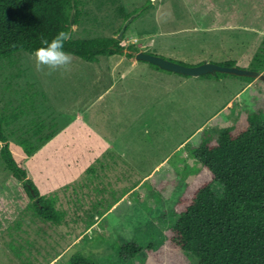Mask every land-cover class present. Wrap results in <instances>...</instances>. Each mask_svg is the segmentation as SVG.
Wrapping results in <instances>:
<instances>
[{
  "label": "rangeland",
  "instance_id": "rangeland-1",
  "mask_svg": "<svg viewBox=\"0 0 264 264\" xmlns=\"http://www.w3.org/2000/svg\"><path fill=\"white\" fill-rule=\"evenodd\" d=\"M82 1L72 38L117 37L129 20L122 42L147 53L154 54L156 47L154 55L173 59L166 51L174 48L179 57L173 60L187 56L181 62L190 66L200 64L191 57L204 54L233 56L234 66L244 70H251L255 56L264 62V6L259 0ZM73 57L69 72L51 75L37 70L32 53L19 52L12 65L0 62V109L15 116L4 126L9 149L16 161L24 162L39 195L54 197L64 214L59 224L39 218L0 154V264H68L76 252L94 264H149L145 252L120 255L121 247L130 242L144 250L161 247L165 231L178 218L175 203L201 166L192 154L200 139L207 134L216 138L233 126L238 119H224L228 111L238 117L255 112L264 124V83L255 80L240 92L242 80L231 73L194 77L208 91L190 92L193 103L176 102L160 110L143 90L147 84L139 85L149 77L137 74L135 89L118 96L109 119H104V108L101 115L96 112L102 119H87V109L108 84L98 68H118L113 61L97 65ZM224 60L213 63L229 61ZM229 100L232 107H225ZM98 108L102 106L93 107ZM137 109L138 116L133 113ZM81 111L83 119H75ZM40 123L41 134L53 129L54 136L27 157L19 142L37 143ZM156 163L160 165L152 171Z\"/></svg>",
  "mask_w": 264,
  "mask_h": 264
},
{
  "label": "trees",
  "instance_id": "trees-1",
  "mask_svg": "<svg viewBox=\"0 0 264 264\" xmlns=\"http://www.w3.org/2000/svg\"><path fill=\"white\" fill-rule=\"evenodd\" d=\"M259 1L264 6V0ZM82 6V0H0V62L12 65L19 52L33 53L41 46V36L51 40L59 31H72L79 22ZM65 51L84 61L97 62L102 56L115 54L133 57L139 49L125 46L121 36L72 38L65 44ZM224 65L234 66L233 61ZM251 65L257 77L236 76L248 83H264V62L255 56ZM223 74L202 77L219 78ZM14 117H7L0 109V154L5 168L33 202L35 214L46 222L59 224L64 214L56 209L55 198L39 195L27 177L24 162L16 161L9 149L4 126ZM260 119L259 114L245 111L216 138L203 136L192 153L201 166L175 203L178 218L165 231L161 247L148 246L144 250L130 242L121 247L120 255L133 257L145 252L149 264H187L189 259L193 264H264V124ZM43 127L40 123L36 128L37 143L27 139L19 142L27 157L54 136L53 129L41 134ZM68 264L94 262L76 252Z\"/></svg>",
  "mask_w": 264,
  "mask_h": 264
},
{
  "label": "crops",
  "instance_id": "crops-1",
  "mask_svg": "<svg viewBox=\"0 0 264 264\" xmlns=\"http://www.w3.org/2000/svg\"><path fill=\"white\" fill-rule=\"evenodd\" d=\"M136 46V45H135ZM146 46V45H143ZM153 52L155 54V51H157L156 47H154ZM164 50L160 47V50ZM140 52H148L142 49H139ZM152 52V53H153ZM166 54L169 55V57L173 58L174 57H179L175 54L174 48L173 50H167ZM124 56L128 57L126 54H123ZM118 56L121 55H111V56H102L99 58L97 62H91V63H96L97 65H100L101 60H106L107 62L113 61V65L115 64L114 68H118L116 72H113L109 67L107 70H102L101 67L98 68L97 74L99 75H105L108 78V84L107 86L104 87L103 90L99 91L97 93L95 103L90 107V109H87V119H102L100 116L96 114V112H99V115H101V110L104 108V115H107V118L104 119H109V109L112 105H115L118 103V96H125L126 93L130 91V89H135L133 86V81L136 79V75L140 74L148 79H146L144 82H141L139 85H146V87L143 89L145 93H150V96L154 98V104L158 107V109H168L166 107L168 106H173L176 102H182L185 103L186 101H191L192 100V95L190 92H197V91H208V89H205L204 85H200L201 83H196L195 84V78L194 77H189L185 75H181L178 73L174 72H168L162 69H156L155 67L151 66L149 63H141V60L137 59H132V57H129V59L123 58L121 59ZM135 56V55H134ZM133 56V57H134ZM107 57V59H105ZM230 57V58H229ZM184 58V60L182 59ZM187 56L180 55V59L182 61H185ZM193 60L198 61L197 63H203V62H214V61H226L224 59H229V61H233L235 58L233 56H208V55H202L199 58L196 57H191ZM132 59V60H131ZM169 59V58H168ZM172 59V60H173ZM178 58L176 61H180ZM87 62V61H86ZM144 62V61H142ZM192 65H196L192 64ZM109 71H112L110 73ZM165 71V72H163ZM138 72V73H135ZM102 73V74H101ZM144 74V75H143ZM155 75V76H154ZM97 76V75H96ZM148 76V77H147ZM162 80L164 81V84L162 83ZM199 80H207L200 78ZM210 80V79H208ZM207 80V81H208ZM201 82V81H198ZM243 84V87L241 88L240 92L244 91L245 89L243 88H250L254 86L255 80L251 82H245L241 81ZM150 84H153L152 86ZM151 86V87H150ZM162 86H165L164 90H160ZM192 90V91H190ZM115 91L117 94L115 96H111V92ZM135 91V90H134ZM152 92H155V94H151ZM239 92V93H240ZM239 93L236 95L238 96ZM200 98H204L203 96H200ZM232 100V99H231ZM231 100L228 101V103L225 104L226 106L231 105ZM96 105L102 106V108H98L96 111L93 109ZM75 113V112H74ZM138 116V109L133 111ZM93 114V117H92ZM84 114H82V111L80 113H77L75 119H83ZM241 117V116H240ZM240 117L236 116V112L234 111H228L225 115L224 119H240ZM163 119V118H161ZM93 157V155H91ZM133 159V158H131ZM126 162V161H125ZM119 164L123 165L119 161ZM132 167H135V164L130 163ZM160 165V163H156L153 170H156L157 167ZM143 169V168H142ZM142 169H138L141 170Z\"/></svg>",
  "mask_w": 264,
  "mask_h": 264
},
{
  "label": "water",
  "instance_id": "water-1",
  "mask_svg": "<svg viewBox=\"0 0 264 264\" xmlns=\"http://www.w3.org/2000/svg\"><path fill=\"white\" fill-rule=\"evenodd\" d=\"M129 21V20H128ZM128 21L121 27L117 38L120 39ZM137 60L145 61L149 64L156 65L158 68L174 72L189 77H199L206 74L216 75L217 73H231L234 75H253L257 77V74L251 70H244L235 66H225L213 62H203L198 65H184L173 60L164 58L162 56L154 55L146 52H138L135 55Z\"/></svg>",
  "mask_w": 264,
  "mask_h": 264
},
{
  "label": "clouds",
  "instance_id": "clouds-1",
  "mask_svg": "<svg viewBox=\"0 0 264 264\" xmlns=\"http://www.w3.org/2000/svg\"><path fill=\"white\" fill-rule=\"evenodd\" d=\"M71 39L72 31H59L51 40L41 36V46L32 53L37 70L47 69V75L57 71L69 72L74 57L65 51V44Z\"/></svg>",
  "mask_w": 264,
  "mask_h": 264
}]
</instances>
